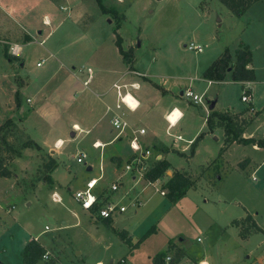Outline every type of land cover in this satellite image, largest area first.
I'll return each instance as SVG.
<instances>
[{
	"label": "rangeland",
	"instance_id": "374dc122",
	"mask_svg": "<svg viewBox=\"0 0 264 264\" xmlns=\"http://www.w3.org/2000/svg\"><path fill=\"white\" fill-rule=\"evenodd\" d=\"M103 3L116 12L102 13L95 0H0V125L7 118L14 122L13 126L3 127L0 135L15 146L29 136L38 146L43 145L46 126L38 124L27 112L32 105L24 98L42 85L48 91L61 86L66 88L65 97L76 104L73 93L82 86L83 78L72 83L65 71L74 66L76 72L88 78L98 65L117 64L121 54L115 41L119 39L121 47L131 48L132 55L138 58L136 66L155 82L143 86L142 77H137L141 87L130 89L132 94L136 99L147 98L161 109L158 122L154 117L158 137L178 149L166 152L167 158L173 167L186 171L195 185L174 202L158 190V184L170 175L168 170L157 178L159 183L146 184L148 181L141 179L133 186L134 180L123 169L131 153L126 139L112 143L100 153L92 145L94 126L84 124L82 128L89 129L88 133L74 131V136L69 134L68 127L64 143H58L60 147L55 150L58 166L52 173L45 165L53 157L38 147L21 149L19 156L7 162L10 176H0V264H23L20 252L34 235L42 242L54 239L61 250L58 252L55 247L52 251L60 254L64 264H114L120 258L126 260L125 264H152V257L165 251L168 242L185 253L179 264H200L201 259L207 264H264V148L231 143L220 153L224 145L222 127L215 126L210 131L207 124L203 125L211 112L207 103L210 100L215 101L214 111L228 112L241 126L252 118L244 126L243 137H264V0L254 3L240 16L231 13L219 0ZM2 7L12 10L11 17L28 35ZM49 7H54L64 19L45 37L50 26L43 24V16L51 14L52 10L46 9ZM191 42L199 45L201 51L188 49L186 45ZM15 43H19L20 56L16 55L11 62L4 56L3 48L12 54L10 48ZM239 46H247L251 52L253 83L233 80L229 70L221 81L208 84L201 70L225 51L233 62ZM157 83L171 92L163 93ZM186 87L203 96V101L194 104L183 98L179 90ZM250 90L252 99L242 102L241 94ZM15 94L19 104L24 101L23 107L27 106L22 112L18 111ZM129 102L132 106L137 104L136 100ZM174 105L182 115L167 129L168 121L163 119L162 112ZM179 114L175 110L170 118L174 121ZM26 115L29 116L25 131L20 120ZM106 133L109 134L108 130ZM192 136L193 140L184 148ZM142 145L152 148V143L143 141ZM155 145L169 149L163 144ZM79 151L87 154L86 163L76 161ZM155 152L163 153L156 149L151 156ZM112 153L125 158L118 165L110 158ZM241 161L243 167L239 165ZM88 165L91 171L87 170ZM100 174L98 185L108 190L113 181L120 179L119 190L111 197L128 205L120 224L126 221V227L134 229L132 240L140 239L135 247L101 223V218L89 223L87 214L73 199V192L83 188L88 178ZM50 176L60 201L53 200L52 186L46 180ZM247 214L263 231H255L251 220H243ZM234 220L239 221L238 226L233 224ZM52 251V259L60 264ZM173 254L171 245L166 257Z\"/></svg>",
	"mask_w": 264,
	"mask_h": 264
},
{
	"label": "crops",
	"instance_id": "0c3cea01",
	"mask_svg": "<svg viewBox=\"0 0 264 264\" xmlns=\"http://www.w3.org/2000/svg\"><path fill=\"white\" fill-rule=\"evenodd\" d=\"M117 1H119V0H117ZM2 9H3V11H5V13H7L9 15L12 22L14 24H16L18 27H20V25L17 24L15 22V20L11 17L12 10L5 8V7L4 8L2 7ZM46 9H50V7L46 8ZM53 9H54V7H53ZM53 9H50V10H52L51 14L47 12L43 16L44 17V19H43L44 23L43 24L46 26L47 25L50 26V30L46 34L45 37L49 36L50 33L60 25L61 20L64 19V17L62 16V14L60 12L53 10ZM70 14H71V12H70ZM66 16H68V15H66ZM21 29L23 30V28H21ZM23 33L28 35L25 31ZM38 33L42 34L43 31H39ZM129 45H131V43ZM14 46H15L14 49H16L17 54H12V55L18 56L19 55L18 53L20 51L19 43H17V44L15 43ZM137 59L138 58L133 56L131 64H126L122 61V56H119V60H117V62H118L117 64H113V65L101 64V65H98L97 69L92 71V77H90V79H88L87 86H85L83 84V82L87 79V77L84 78L83 77L84 74L76 72L74 70V68H75L74 66L72 67L73 68L72 70H66L65 73L68 76L70 75L69 77H70L72 83H74V81H76V80L80 81V79L83 78V80L81 82L82 86H79L78 89L75 90V92L73 93V96L76 97L75 98L76 104L71 103L68 99V96L65 97V93H67L66 88L63 89L61 86L55 87L51 91H48V90H45L44 85H42L40 87V89L37 90L35 93H33L32 95H28V96H26V98H24L25 100L28 99V102H31L30 105H32V108H30V111H27V112L31 113V115L34 116L35 120H38V121H36V122H38V124L39 123L41 125L45 124V126H46V129H45L46 135H44L45 139L42 142L43 145H39V148L44 149V151L48 155L52 156L53 159H55L56 164H57L56 167L58 166V162H57V159L55 156V153H56L55 150L58 149V147H60L58 143H60L62 141L64 143L63 136H65L64 134L66 133V131H68L69 128H70L69 134L71 136L75 135V132H74L75 130L73 129V125H77L82 130L81 132H85V133H88L89 129L84 130L82 128V125L91 124V126H94L93 129H95V132H94L95 134H94L93 142L98 141L101 143V147L94 148V149H99L100 153L102 152V149L104 152L106 150V147L111 145L112 143H116L117 141H120L123 139H126V140L128 139L127 135H124V136H121L117 139H114L116 131L112 127L111 118L115 113H117L119 111L115 108L118 97H117L116 91L113 87V84H115V83L130 84L132 82L138 83L137 77H142V79H143L142 85L143 86H145L146 84L153 85V83H155L149 77L150 76L149 73H146L144 70L139 69L136 66V63L138 61ZM120 61H122V66H121ZM38 63H40V62H38ZM39 66H41V64ZM66 66H64V67L66 68ZM250 67H253L252 64H250ZM89 68H91V67H89ZM204 69L201 70V76H202V72L204 71ZM136 73H141V75H138ZM203 79L207 80L208 84H210L211 82H219L216 80H208L206 78H203ZM193 80H195V79H193ZM253 81H239V83L251 84V83H253ZM26 82L27 81H25V84L23 86L26 85ZM157 84H159V83H157ZM138 85H139V83H138ZM159 85H161V84H159ZM165 85H167V84H165ZM140 87H141V84L139 85V88H137V89H140ZM159 87L161 88V91L165 94L171 92V89H169L167 86H164L163 84ZM171 87H172V85H171ZM183 89L180 88V90H179L180 95H181V91ZM63 92H65V93H63ZM78 94H80V95L78 96ZM250 94H251V99H252L251 90H250ZM137 101L139 102V106L135 110H129L127 108L122 107L121 111H124L126 119L134 127H144L146 129V134H145V136L142 137L143 141H145L149 144L152 143V146H156L155 144H163L167 148H169V149H167V151H165L162 148L160 149L159 146L155 147L159 151L162 150L163 153L161 155V159H166L170 164L168 172H167V174H170L169 176H171L174 171H180L183 173L186 172L184 170L181 171L178 168L173 167L172 163L167 158V153H166L171 148H173V146H172V144L164 143L163 140L158 137V134H157L158 123H157V125H155L154 117H156V121L158 122L159 112L161 109L158 106H155L152 101L148 100L147 98H144L143 96L139 97V98L137 97ZM12 103H10V105H12ZM18 104H19V102H18ZM24 104H25L24 101L20 102L19 108H18L19 112H22L27 108V106L25 108L23 107ZM12 107H10V108H12ZM171 110H173V112H175V110H178L180 112V114L182 115V113L178 109V107L174 105L170 109H168V107H167L164 110V112H162L163 119L167 120L166 116ZM256 112L258 113L259 111H256ZM28 116L26 115V117H24V119L20 120V123L22 122L23 126L27 123ZM206 117L203 120V125L204 124L206 125ZM179 119H178V121H179ZM68 123H70V126L67 125ZM21 128H22V126H21ZM168 128H170V127H168V125H167V129ZM24 129L26 131L25 126H24ZM107 130H108L109 134L106 133ZM195 134H197V132ZM103 136H110V137L106 141H104L102 139ZM194 136H192L190 139H188V142L184 146V148L186 146H188V144L193 140ZM50 140H52V141H50ZM252 146L257 147L255 145H252ZM258 148H261V147H258ZM173 149H176V148H173ZM176 150H178V149H176ZM111 151L114 152V149H111ZM114 157H119V158H121V160L123 158H125V156L123 154L112 153L110 155V158L112 159ZM112 160H114V159H112ZM88 166H90V171H91L92 170L91 165H88ZM53 170L51 171V173L53 172ZM168 177H167V179H168ZM50 178H51L50 185L52 186V188H50V190L52 191V193H56V196H57L58 192L56 190L54 179L52 178V176H50ZM90 178H93V177H90ZM90 178H88V179H90ZM155 182L159 183L158 181H154V182H147L146 184H150V183L153 184ZM161 183H163V182H161ZM160 184H158V185H160ZM84 185H85V183H83L82 187ZM97 186H99V185L97 184ZM103 188H105V187H103ZM84 212L87 214L86 218H87L88 222L94 223L93 219L97 218V217H91L86 211H84ZM122 215H123V213L116 215L112 219H108L110 222V225H108L106 223V220H103L102 218H101V223H104L105 225H107L111 230H112V228H114L115 230H125L127 237H130L132 243H135L137 241V240H135L136 238L132 240V234L134 233V229H132L130 227H126V224L124 223L126 221H123L120 224V221L123 218ZM78 222H79V220H77V222L74 224H77ZM32 238L37 240L45 248V250H49V251L51 250L52 251V248H55V247H56V250H58V252L61 250V248H58L57 245L55 244L54 239H51L50 242L49 241L48 242H45V241L42 242L40 240V238L37 237V235H34ZM171 245L173 248H179L180 249V247H177L174 243H171ZM166 249H167V247H166ZM180 250L183 252V256L178 261V264L182 263V261L185 259L184 258V256H185L184 251L182 249H180ZM52 255L56 257V260L60 264H64L61 261V259L59 257L60 254L57 253V251H55V250L52 251ZM199 262H200V264H207L205 259H201V260H199ZM110 263L113 264V261H110ZM96 264H101V262L98 261ZM114 264H116V262Z\"/></svg>",
	"mask_w": 264,
	"mask_h": 264
},
{
	"label": "trees",
	"instance_id": "16d2710c",
	"mask_svg": "<svg viewBox=\"0 0 264 264\" xmlns=\"http://www.w3.org/2000/svg\"><path fill=\"white\" fill-rule=\"evenodd\" d=\"M52 1L57 2V0ZM95 1L102 13L116 12V9L114 7H106L103 3V0ZM258 1L261 0H219V2L226 6L231 13L237 16L242 15L251 5ZM119 19H123V16H119ZM115 42L122 56V61L126 64H131L133 59L131 48L128 50H124L120 45L119 39H117ZM3 54L11 62L17 58L16 56L8 53V50L6 48H3ZM251 61L252 58L249 48L247 46H239L235 50L233 62L231 61L230 54L225 51L204 69V71L202 72V77L208 80L220 81L224 78L226 71L231 70L233 80L253 81L255 79V71L253 67H250ZM156 87L160 88L158 85H156ZM15 101L17 105H19L17 94H15ZM249 106H251L250 103ZM255 115H257V112H255ZM214 119H216V122L214 121ZM251 121L252 118H249L248 120H245L241 126V124H238L236 120L233 119V116L228 114V112H217L214 110H211V112H209L206 117V124L210 131H212L215 126L222 127L223 129L224 145L220 148V153L223 152L231 143H238L243 145L251 144L257 147L264 148V137L255 139L253 136H242L244 132V126ZM11 125L13 126L14 122L11 118H7L5 122L0 125V131L3 127H9ZM202 135L203 132L195 137L194 141H192L191 143V147H194V145L202 137ZM38 147V144L30 137L22 141L18 146H15L14 143L8 141V139L4 135H0V176H10L11 171L7 167V162L16 156H19L21 153V149ZM153 147L155 148L156 146ZM163 150L167 151V149L165 148ZM112 159H114V161L117 162L118 165L121 163V158L119 157H114ZM56 165V161L53 158H50L49 162H47L45 166L48 171L51 172L56 167ZM169 165L170 164L166 159L155 161L152 167L144 174L145 180L149 182L155 181L169 169ZM239 165L243 167V161L239 162ZM46 180L50 182L51 178L47 177ZM194 185L195 180L191 179L188 175L180 171H174L162 185L161 189L165 190L164 196L170 202H174L181 196H183L188 191V189L194 187ZM103 220H106V223L110 225L108 219ZM243 220H251L252 226H254L255 231H263L257 225V223L252 220V217L249 214H247L243 218ZM233 224L238 226L239 221L234 220ZM152 229L153 228H151L150 230ZM112 231L119 237H121V239L130 247H135L140 241V239H138L135 243H132L130 237H127L125 230H115L114 228H112ZM240 235L245 236L242 233H240ZM170 249L171 243L168 242L167 249L165 251L158 252L152 257V264H165V256L167 251ZM45 251V248L37 240H35L34 238L30 239L24 245L23 249L20 252L22 263L36 264L41 259V256ZM182 256L183 252L179 248H174V254L168 264H175L180 260Z\"/></svg>",
	"mask_w": 264,
	"mask_h": 264
},
{
	"label": "built area",
	"instance_id": "2783aa9c",
	"mask_svg": "<svg viewBox=\"0 0 264 264\" xmlns=\"http://www.w3.org/2000/svg\"><path fill=\"white\" fill-rule=\"evenodd\" d=\"M190 50L201 51V47L199 45H195L194 43H189L186 45ZM15 46L10 48V52L12 54H17ZM41 63H37L40 65ZM141 75V73H136ZM88 79L90 76L83 82L85 86L88 84ZM138 83L132 82L130 84H120L115 83L113 87L116 91L118 100L115 105V108L119 111L115 113L111 118V124L116 134L114 139H117L123 135L128 136V146L131 151L129 157L125 160L124 171L129 173L132 177L133 186L137 185L141 179L144 178V174L152 167L155 161L161 159V155L158 152H155L153 156L151 153L153 150H156L153 146L149 149L147 145H142V137L146 134V129L144 127H134L129 123V121L125 117V113L122 110V107L127 108L129 110H135V106H132L129 100H137L136 97L132 94L130 89H137ZM181 96L183 98L188 99L193 103H201L203 101V96L198 95L192 91L190 87H186L181 91ZM129 97V98H128ZM242 102L248 103L251 100V94L243 91L240 97ZM173 113L171 110L166 119L168 121V127H172L181 114H179L174 121H172L169 117L170 114ZM73 129L77 132H81L82 130L77 126L73 125ZM93 147L99 148L101 147V143L98 141H94L92 143ZM153 149V150H152ZM87 154L83 151H79L76 153V161L79 163H86ZM101 178V174L97 177H93L88 179L85 182L83 188L78 189L73 192V199L78 203V205L86 211L91 217H99L102 219H112L116 215L122 214L128 209V205L123 203L122 200H114L111 195L114 192H117L120 187L119 178L113 181L108 188H103L97 186L99 179ZM157 180V179H156ZM155 180V181H156ZM147 181V180H146ZM149 182V181H148ZM154 182V181H153ZM165 182L160 184L158 188L159 192L164 195L165 190L161 189L162 185ZM53 200L60 201V198L56 196V193L52 194ZM166 257V256H165ZM172 256L168 255L165 259V264H168L171 261ZM42 264H58L52 259L49 251H45L41 259ZM126 260L124 258H120L117 260L116 264H125Z\"/></svg>",
	"mask_w": 264,
	"mask_h": 264
},
{
	"label": "water",
	"instance_id": "95a60500",
	"mask_svg": "<svg viewBox=\"0 0 264 264\" xmlns=\"http://www.w3.org/2000/svg\"><path fill=\"white\" fill-rule=\"evenodd\" d=\"M209 101L210 100L207 101V103H208V109L209 110H212L214 108L215 101H211V102H209ZM87 169L90 170V166H88ZM255 264H257V263H255Z\"/></svg>",
	"mask_w": 264,
	"mask_h": 264
},
{
	"label": "bare ground",
	"instance_id": "6f19581e",
	"mask_svg": "<svg viewBox=\"0 0 264 264\" xmlns=\"http://www.w3.org/2000/svg\"><path fill=\"white\" fill-rule=\"evenodd\" d=\"M137 88H139V86H137ZM137 101V100H136ZM139 106V102L137 101V104L135 105V109ZM174 113V112H173ZM172 115V113H171ZM170 118V117H169ZM171 119V118H170ZM172 120V119H171ZM173 121V120H172Z\"/></svg>",
	"mask_w": 264,
	"mask_h": 264
}]
</instances>
